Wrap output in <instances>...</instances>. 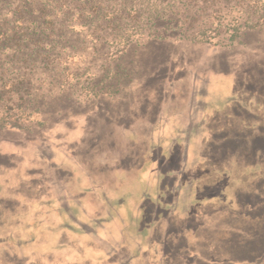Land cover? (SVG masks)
<instances>
[{
    "label": "rangeland",
    "instance_id": "rangeland-1",
    "mask_svg": "<svg viewBox=\"0 0 264 264\" xmlns=\"http://www.w3.org/2000/svg\"><path fill=\"white\" fill-rule=\"evenodd\" d=\"M66 35L25 113L0 109L23 127L0 128V264H168V241L195 234L264 264V27L231 46L141 41L113 63ZM105 69L119 92L87 96L75 75Z\"/></svg>",
    "mask_w": 264,
    "mask_h": 264
},
{
    "label": "trees",
    "instance_id": "trees-1",
    "mask_svg": "<svg viewBox=\"0 0 264 264\" xmlns=\"http://www.w3.org/2000/svg\"><path fill=\"white\" fill-rule=\"evenodd\" d=\"M263 27L264 0H0V109H12L9 107L15 97L20 101L17 108L22 107V111L25 104H30L25 98L32 96L31 74L43 66L38 63L42 58L53 64L62 63L56 42L64 39L66 33L76 32L83 40L105 47L103 56L108 63H113L121 59L131 45L141 41L173 39L231 46L247 31ZM65 58L72 59L70 55ZM7 72L14 78L6 76ZM103 72L97 84L92 83L90 73L75 75L76 80L85 76L86 83L79 88L93 98L116 95L118 86L109 82L117 75L109 69ZM191 125L196 127L198 122ZM0 128L23 129L22 123L12 121L8 113L0 116ZM182 171L177 177H181ZM189 180L191 178L184 183L180 179L175 181L171 195L173 204L181 193L185 192V196L189 193ZM186 244L184 250L185 245L178 244L175 248L172 241H168L171 255L168 264L202 261L192 253L197 252L201 244ZM217 250L197 254L207 262L205 264L212 260L225 264L230 260L231 257L225 256L229 252ZM222 255L225 260L220 258ZM234 256L237 260L238 254Z\"/></svg>",
    "mask_w": 264,
    "mask_h": 264
},
{
    "label": "crops",
    "instance_id": "crops-1",
    "mask_svg": "<svg viewBox=\"0 0 264 264\" xmlns=\"http://www.w3.org/2000/svg\"><path fill=\"white\" fill-rule=\"evenodd\" d=\"M199 237H200V235H198V234H195L194 235V238H193V241H192V245L191 246H193V245H195V244H198V243H200L201 245H198V246H202L199 250L197 249V252H199L200 251V253H213L214 251H213V249L211 248V249H209L208 251L209 252H207V249H205L206 248V246L203 244V243H201V240L199 239ZM217 250V249H216ZM218 251V250H217ZM197 252L196 251H192V253H193V255L195 256L196 255V259H201L202 261H199V263H197L196 262V264H205V263H207V262H205L204 260H203V258H201V256H199L198 254H197ZM232 254V253H231ZM234 254H236V253H233V258L231 259L230 258V260H228L227 262H225V264H227V263H229V264H233L234 263ZM213 261V262H212ZM212 261H210V262H208L209 264L211 263H214V262H216V263H214V264H217V262L218 261H216V260H212ZM219 264V263H218Z\"/></svg>",
    "mask_w": 264,
    "mask_h": 264
}]
</instances>
